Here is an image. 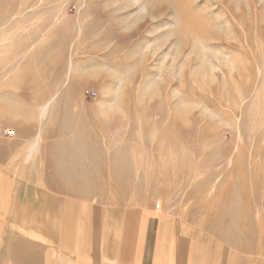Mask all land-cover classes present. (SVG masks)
<instances>
[{
    "label": "rangeland",
    "instance_id": "rangeland-1",
    "mask_svg": "<svg viewBox=\"0 0 264 264\" xmlns=\"http://www.w3.org/2000/svg\"><path fill=\"white\" fill-rule=\"evenodd\" d=\"M145 1L0 0V148L264 264V0Z\"/></svg>",
    "mask_w": 264,
    "mask_h": 264
},
{
    "label": "crops",
    "instance_id": "crops-1",
    "mask_svg": "<svg viewBox=\"0 0 264 264\" xmlns=\"http://www.w3.org/2000/svg\"><path fill=\"white\" fill-rule=\"evenodd\" d=\"M14 135L0 148V264H246L152 209L76 195L87 190L45 170L43 135L34 159L28 148L7 149L23 144Z\"/></svg>",
    "mask_w": 264,
    "mask_h": 264
},
{
    "label": "bare ground",
    "instance_id": "bare-ground-1",
    "mask_svg": "<svg viewBox=\"0 0 264 264\" xmlns=\"http://www.w3.org/2000/svg\"><path fill=\"white\" fill-rule=\"evenodd\" d=\"M151 1V0H150ZM149 1V2H150ZM176 1V0H175ZM125 2V1H124ZM149 2L148 1H145V4L146 5H149ZM153 2H155L154 0H153ZM157 2V1H156ZM124 5V4H123ZM146 5H144V6H146ZM152 5H154V4H152ZM123 7V6H122ZM121 7V8H122ZM188 10V9H187ZM189 11V10H188ZM187 11V12H188ZM184 15V14H183ZM187 15V14H186ZM190 15V14H189ZM191 16V15H190ZM179 17V16H178ZM184 18H185V15H184ZM183 21H185V23L183 24V37L186 39V40H188L189 39V37L191 36V34L192 33H195V32H198V33H201V35L202 34H207V29L209 28H207V26L205 25L206 23H205V21H204V23H203V21H202V18H194L193 16L192 17H188V15L186 16V20H183ZM231 26V25H230ZM162 27V26H161ZM164 27V26H163ZM210 30V29H209ZM193 35V34H192ZM188 38V39H187ZM201 39V38H200ZM162 42V41H161ZM205 49V48H204ZM149 87H147L148 88V90H150L151 89V87L153 86V84L152 85H148ZM155 88V87H154ZM59 93H56L55 95H53L51 98H50V100H48L44 105H43V107H42V109H41V117H42V121H44V118L46 117V116H48L49 115V112H51V110H53V109H55V107H56V105L58 104V99H59ZM179 110V109H178ZM41 136H42V132H40L39 133V135L37 136V141H36V143H35V145L33 146V153H36L37 152V150H38V147H39V142H40V139H41Z\"/></svg>",
    "mask_w": 264,
    "mask_h": 264
},
{
    "label": "built area",
    "instance_id": "built-area-1",
    "mask_svg": "<svg viewBox=\"0 0 264 264\" xmlns=\"http://www.w3.org/2000/svg\"><path fill=\"white\" fill-rule=\"evenodd\" d=\"M95 96H96V93L92 92L91 97H95ZM13 134H14V132H9V135H13Z\"/></svg>",
    "mask_w": 264,
    "mask_h": 264
}]
</instances>
